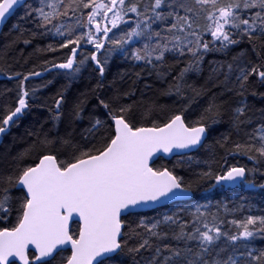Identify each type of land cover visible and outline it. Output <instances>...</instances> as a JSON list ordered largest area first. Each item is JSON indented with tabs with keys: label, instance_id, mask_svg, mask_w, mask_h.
<instances>
[{
	"label": "snow or ice",
	"instance_id": "snow-or-ice-1",
	"mask_svg": "<svg viewBox=\"0 0 264 264\" xmlns=\"http://www.w3.org/2000/svg\"><path fill=\"white\" fill-rule=\"evenodd\" d=\"M18 9L22 19L43 29L40 34L60 37L59 47L69 49L51 69L64 70L59 74L70 83L88 68L98 78L67 112L66 97L58 93L49 119L28 131L27 147L0 168V264H264V248L254 244L257 236L264 238V215L228 221L235 231L223 227V217L244 203L235 209L218 203L215 212L211 204H197L188 211L190 220L181 217L185 209L144 214L193 196V185L208 180H214L212 188L264 189L256 182L257 174L264 178V108L258 117L249 115L247 102L250 89L264 88V0H40L38 7L0 0V24ZM82 41L95 51L78 52ZM242 44L248 47L230 61L209 62L199 88L188 84L190 74L203 72L210 53L230 54ZM48 50L56 51L52 45ZM114 56L141 67L128 91L117 87V78L105 84ZM145 73L167 85L161 94L174 96V105L136 99V81ZM0 74L19 80L17 106L0 115L2 137L31 109L36 89L30 93L24 85L41 73L9 74L0 67ZM117 77L124 81L129 73ZM258 94L264 99V92H251ZM90 96L95 105L86 112ZM202 96L207 107L190 120L192 102ZM225 115L247 139L231 147L228 136L217 140L226 150L220 171L208 164L186 182L175 169L200 163L192 153L205 148ZM85 118L89 126L77 135L73 125ZM254 119L260 122L246 131ZM227 155L246 156L254 166H229Z\"/></svg>",
	"mask_w": 264,
	"mask_h": 264
},
{
	"label": "trees",
	"instance_id": "trees-1",
	"mask_svg": "<svg viewBox=\"0 0 264 264\" xmlns=\"http://www.w3.org/2000/svg\"><path fill=\"white\" fill-rule=\"evenodd\" d=\"M40 0H33L29 2L34 7L39 6ZM23 9H20L15 16L8 22L4 30L0 35V67H4L9 73L20 72L23 75H27L31 71L40 72L41 76L31 77L25 82V88H27L30 93L33 88L36 89V99H29L31 109L26 112L24 116L21 117L15 126H12L9 132L3 136L2 142L0 144V168L7 166V159L11 156L23 151L29 141L30 137L28 131L34 127H38L40 123L49 119L50 113L49 108H54V99L57 98V94L63 92L66 99L64 103V111L67 112L72 104L81 97L82 93L87 92L91 89L98 78V74L93 72L91 68L86 69L81 77L71 83L66 77L60 75L64 70L51 69L52 63L64 62L66 57L70 54L68 48L61 49L59 47L62 42L61 38L58 36H53L52 34L42 35L43 29H37L35 24L31 21L24 20ZM64 19V18H62ZM54 23H60V21H54ZM19 25V30L14 28V26ZM51 28V25H49ZM115 31V30H114ZM36 32L37 35L33 36L32 33ZM23 33V36H21ZM20 37L19 39H17ZM211 39V37H207ZM28 39L31 41L29 44H24L23 40ZM13 41H16L12 44ZM11 44V47H6V45ZM79 48V52H83L88 55L94 51L92 45H83ZM52 45L56 51L48 50V46ZM72 47L71 45L69 48ZM248 47L246 44H242L232 49L230 54L221 53H210L206 58L203 65V72L201 74H190L187 78V82L194 87L199 88L206 81L209 74L211 61L216 62H228L231 60V55L239 52L241 48ZM37 49H43V51H38ZM80 57L78 56V59ZM169 64H173L172 58H169ZM10 66V67H9ZM183 67V63L175 64L173 73L175 74ZM45 69H51V71H45ZM141 71V67H133L132 61H125L120 56L112 57L108 69L106 71L105 84H109L113 78H117V87L122 91H128L132 88V81L135 80L134 73ZM127 72L129 77H126L124 81H119L117 73ZM144 79L136 81L135 90L137 91L136 99L138 101H143V103L155 102L158 104L174 105L176 98L162 95L161 89L166 88V84H162L157 81L155 77H148L144 74ZM22 78V77H21ZM222 79V77H221ZM51 81V83H49ZM149 83L152 88L145 89L144 84ZM255 90L258 93L264 92V88H261L258 84L254 88L249 90L247 94V102L251 108L249 115L259 116V110L264 108V99H262L259 94L257 96H252L251 92ZM217 91V89H213ZM19 92V80L12 79L9 80L4 74H0V115H3L6 110L14 109L17 106V97ZM141 92L144 95L141 97ZM189 96L194 94L189 92ZM236 98H233V101ZM188 101H181L180 103H187ZM208 97H196L189 110V119L195 120L198 118L200 113L203 112L204 108L207 107ZM95 105V98L89 97L86 104V112L92 111ZM95 111L100 113L102 110L96 108ZM101 118H103L101 116ZM259 120L254 119V123L248 125L246 131L251 132L255 128ZM89 126L88 119L85 118L83 121H77L73 128L77 135L81 133L85 128ZM215 131L209 136L208 141L204 149L199 152L193 153V157L199 164L195 162L192 164L191 168L188 166H181L175 169L176 173L183 176L185 181L194 179V174L201 171L208 170V164L211 165L213 172H219L221 166L224 163V157L226 155L225 148H221L216 141L222 139L224 136L229 137L228 147H231L235 141H244L247 139L243 133L237 134L231 124L229 123V116L225 115L223 121L215 126ZM211 146V150L209 148ZM7 154V157H5ZM176 158H173L172 162ZM227 161L229 166H245L246 168H252L254 166L253 162L248 160L246 156L243 155H227ZM172 162L168 163V166H172ZM259 167V166H257ZM264 171V168L261 169ZM256 182L264 183V178H261L259 174L256 176ZM214 180H208L205 182H200L193 185L194 196L190 201L177 202L168 206L167 208H160L150 212H145L147 217H156L162 212L177 211L179 209H185L187 211L181 212V217L185 220H190L188 216V211H194L197 204H211V211H216V205L226 204L229 209H235L241 203L246 206L240 211H233L231 214L224 216L225 224L224 228H231L235 231L234 227L228 224V221L232 219H243L249 214L253 215H264V190L256 188L255 190H248L243 186L235 187H217L212 188L211 185ZM249 208L251 211H249ZM222 212V209H221ZM135 242V241H133ZM168 242V241H166ZM257 248H264V238L257 236L254 241ZM70 254V253H67Z\"/></svg>",
	"mask_w": 264,
	"mask_h": 264
},
{
	"label": "water",
	"instance_id": "water-1",
	"mask_svg": "<svg viewBox=\"0 0 264 264\" xmlns=\"http://www.w3.org/2000/svg\"><path fill=\"white\" fill-rule=\"evenodd\" d=\"M33 0H28V3L31 2ZM20 9H18L17 11H19ZM17 13V12H16ZM15 13V14H16ZM15 14L13 16H11L9 19H7L4 23L0 24V35L3 31V29L6 27V25L8 24V22L15 16ZM2 137H0V143L2 141L1 139ZM193 154V153H192ZM264 190V189H263ZM194 196V195H193ZM193 196H190V197H186L184 198L182 201H190L192 199ZM182 201H172V202H167L168 203V206L169 205H172L174 203H177V202H182ZM159 208H163V207H160V206H156V209H159ZM150 211H153V210H146L145 212H150Z\"/></svg>",
	"mask_w": 264,
	"mask_h": 264
},
{
	"label": "rangeland",
	"instance_id": "rangeland-1",
	"mask_svg": "<svg viewBox=\"0 0 264 264\" xmlns=\"http://www.w3.org/2000/svg\"><path fill=\"white\" fill-rule=\"evenodd\" d=\"M94 51H95V49H94ZM79 52V51H78Z\"/></svg>",
	"mask_w": 264,
	"mask_h": 264
},
{
	"label": "bare ground",
	"instance_id": "bare-ground-1",
	"mask_svg": "<svg viewBox=\"0 0 264 264\" xmlns=\"http://www.w3.org/2000/svg\"><path fill=\"white\" fill-rule=\"evenodd\" d=\"M4 30V29H3Z\"/></svg>",
	"mask_w": 264,
	"mask_h": 264
}]
</instances>
